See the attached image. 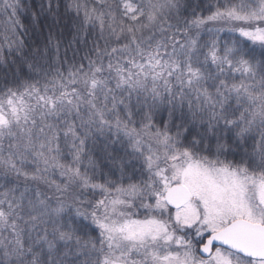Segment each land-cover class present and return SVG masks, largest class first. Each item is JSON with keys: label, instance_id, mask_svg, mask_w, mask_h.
Instances as JSON below:
<instances>
[{"label": "snow or ice", "instance_id": "snow-or-ice-1", "mask_svg": "<svg viewBox=\"0 0 264 264\" xmlns=\"http://www.w3.org/2000/svg\"><path fill=\"white\" fill-rule=\"evenodd\" d=\"M0 264H264V0H0Z\"/></svg>", "mask_w": 264, "mask_h": 264}]
</instances>
